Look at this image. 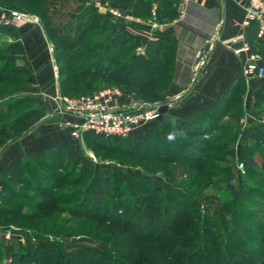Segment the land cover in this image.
I'll use <instances>...</instances> for the list:
<instances>
[{"label": "trees", "instance_id": "1", "mask_svg": "<svg viewBox=\"0 0 264 264\" xmlns=\"http://www.w3.org/2000/svg\"><path fill=\"white\" fill-rule=\"evenodd\" d=\"M56 1L17 2L25 6L26 11L42 18L53 43L56 41L71 51L69 55L61 53L54 44L60 90L64 96L88 95L104 86L122 84L137 100L147 103L149 100L164 101L174 72V39H149L143 52L137 54L136 40L120 30V23L95 11L86 15L88 26L82 34L72 33L71 27L63 22L55 24L49 3ZM70 1L79 4L76 11L83 8L80 0ZM109 1L142 18L150 17L155 7L159 23H169L178 16L179 0ZM96 23H100L101 27L93 31ZM107 32L109 34L105 35ZM245 38L252 50L260 48L264 52V46L255 43L253 26L247 29ZM6 50L9 54H0V147L47 115L45 103L33 96L11 99L14 92H26L35 85L36 77L20 41L8 44ZM243 86V78L239 76L222 97L186 117L187 120L164 121L142 136L111 141L90 135L85 138L86 145L99 149L116 148L120 151L123 145L132 146L131 151L123 149L121 154L137 156L136 159L146 169H162L171 175L168 166L184 164L180 166L182 174L195 183L202 184L207 178V184L212 183L213 178L227 180L226 188L231 200L221 203L218 216L229 212V222L223 218L212 224L198 222V218L193 216L197 202L186 193H170L161 182L135 174L126 178L113 174L107 178L98 171H91L90 162L77 155L73 147L66 151V159L72 166L61 173L50 159L69 146L67 141L28 156L1 172L0 222L17 219V225L33 229L35 235L71 230L74 234L102 236L112 242V250L116 249L115 260L108 250L79 248L66 251L54 243H32L21 247L16 242L6 244V241L0 240V264H264L261 250L264 238L257 232L264 230V225L255 216L262 211L250 202L259 187L257 180L253 182L254 187L228 184L232 177L230 168H220L212 163L217 161L213 152L218 150V146H213L209 153L204 148L216 137L204 139L212 135L219 122L230 114L228 111L237 113L239 110ZM254 98L258 115L264 114V93L256 91ZM33 100L43 109H28L4 121L14 109ZM261 128L252 127L250 131V139L259 140L260 144L264 142ZM173 134L174 139H169ZM141 145L143 149L137 152ZM243 149L242 160L249 164L255 161L250 150L253 148L246 146ZM262 158L261 166L264 168V156ZM77 164L81 165V169L74 176ZM16 187L28 189L37 199L19 192ZM26 201L32 208L23 205ZM216 224L223 232L224 240L211 234V230L219 231ZM252 241L257 245H253ZM189 248L194 250L186 252Z\"/></svg>", "mask_w": 264, "mask_h": 264}, {"label": "crops", "instance_id": "2", "mask_svg": "<svg viewBox=\"0 0 264 264\" xmlns=\"http://www.w3.org/2000/svg\"><path fill=\"white\" fill-rule=\"evenodd\" d=\"M82 1L87 4L93 0ZM244 8L245 0H190L182 18L177 16L169 23H162L160 30L153 35L172 38L176 42L172 82L163 99L170 102L162 116L164 121L183 120L212 104L241 76L245 57H236L225 44L232 38L245 37ZM126 33L142 46L151 38L147 31ZM0 38L23 44L25 58L36 77V84L25 93L43 101L48 114L54 107L53 98L60 90V82L54 44L43 23L1 28ZM198 51L203 52L199 61L196 59ZM243 85V112H249L254 92L264 93V81L246 85L243 80ZM45 123L32 126L0 147V174L28 156L70 141L69 130L59 124L60 120Z\"/></svg>", "mask_w": 264, "mask_h": 264}, {"label": "rangeland", "instance_id": "3", "mask_svg": "<svg viewBox=\"0 0 264 264\" xmlns=\"http://www.w3.org/2000/svg\"><path fill=\"white\" fill-rule=\"evenodd\" d=\"M17 1L18 0H14L13 2H10L9 0H4V2H0V5L4 6L7 4V6L4 7L16 8L22 11H26L27 8H25V6L23 5H20ZM65 1L66 0H58L54 3H49L50 15L52 14V16H54L55 24L57 22L58 23L63 22V24H65L66 26L71 27L72 33L76 31L78 32V34H82V32L88 26L86 15L90 13H94V11L89 9L88 5L85 4L84 1L82 0L80 1L83 3L82 4L83 8H81L80 11L75 10L79 5L78 3H73L70 0H68V2L65 3ZM124 11L131 12V10H124ZM95 13L98 14L97 11H95ZM40 19L42 23H44L41 17ZM120 26H121L120 30L124 31V27L122 26L121 23ZM100 27L101 24L96 23L95 26L92 28V30L96 31ZM107 34L109 33L107 32L105 35ZM8 44H10L9 41L0 38V54H9V52L6 50V46ZM53 44L57 46L59 52L67 53L68 55L71 54V51H67L64 45L58 44L56 41ZM61 57L64 58L63 56ZM107 87H120L124 90V92L128 97L137 99L136 96L133 93H131L129 90L124 88L122 84L104 86L102 87V89ZM14 93L15 94L11 95L12 100H14L15 98L31 96L28 93H25L23 90H21L20 93L19 92L17 93L14 92ZM153 102H154L153 100H149V103H153ZM33 108L41 109V110L43 109L38 104V102H35V100H33L25 104L24 106L14 109L12 113H10L7 119H5L4 121L14 118L22 111ZM238 109L239 110L237 111V113H234L233 110L228 111L230 114L225 116L223 120L219 122L214 132L210 137H208V139H204V140H211L212 138L216 137L214 140L212 139V143H210V145H208L207 147L205 146L204 148L209 153L211 152L212 148H214L213 146H218L217 147L218 150L216 152H213L214 153L213 156H215L214 158H217V161L212 163H215V165L219 166L220 168H226V167L230 168L231 170L230 174L232 177L228 181V184L230 185L232 184V186L235 187L238 186L239 184H242L245 187H248V185L249 186L252 185L254 187L255 183L253 182L257 180L259 187L255 189L257 191L256 195L253 194L250 202L258 206L262 211V214L257 213L255 216L259 218V220L264 225V168H262L261 166V162L263 161L262 156H264V147H263L264 142L262 143L263 144L262 145L259 143V140L250 139V131L252 127L253 128L263 127L260 129V132H262L264 135V114L258 115V109L256 108L254 94H253V104L249 112L246 111L243 112L244 103L241 100V98H240V106ZM187 119L188 118H186V120ZM58 120H59L58 118L46 119L45 117H43L38 121L36 125L44 124V122H46L45 124H51L52 122L56 123V121ZM163 122L164 119L162 118L158 121L151 122L150 124L142 128L140 132L137 134V136H142L145 133L153 131L159 124ZM255 132L257 133V131ZM68 145H67L68 147L62 149L52 159H50V161L53 164H55L54 166L61 173L66 172L72 166V163H70L69 160L66 159L67 156L66 151L67 148L73 147V150L77 153V155L83 156L90 162L91 166L89 167L91 171H98L107 178H110V176L113 174H118L123 178L135 174L138 176H142V178L151 180L153 182L163 183L164 185L167 186V190L170 193H174L178 191L188 194L187 196L190 197V199L195 200V202H197L196 214L193 216L198 218L197 220L198 222L201 223L207 222L209 224L210 223L212 224V222H215L216 220L220 222L221 218L225 219L227 222H229L231 219V214L229 212L218 216L219 213L218 210L221 203L224 201L230 202L231 200L229 193L227 192V188H226L227 180L225 179L213 178L211 180L212 183L207 184V182L209 181V179L207 178V179H203L202 184L195 183L192 180H190L188 176H185L184 173L182 174V168L180 166H183L184 164H180L177 166L176 165L168 166L167 169L172 176L164 173L162 169L161 170L146 169L143 166V163L136 159L137 156L129 157V156H123V154H121V150L123 149L127 151H131L130 149L132 148V146L128 144L123 145L124 148H121L120 151L119 150L116 151V148L99 149L94 146H91L90 144L88 145L85 144V147L82 148L78 145V143L71 140L68 142ZM200 146L203 145L200 144ZM246 146H251L253 148L250 150L253 151L255 161H253L250 164L242 160L244 155L243 147ZM142 149L143 146L141 145L140 147H138L137 152L141 151ZM85 165L87 166L88 164L86 163ZM240 165H242L241 168ZM187 166L189 167V165ZM80 167L81 165H78V169L75 171L74 176H77L79 174L81 169ZM39 168L41 167L39 166ZM47 171L49 172V170L46 169L45 172ZM192 176L193 175H191V178ZM0 181L2 182L1 174H0ZM16 188H18L17 190L19 192H23L25 194H28L29 196L34 197V199H37L32 192H29L28 189H24V188L22 189V187H16ZM23 205L28 206L27 208H32L31 204H29L27 201L23 203ZM190 221H192V219H190ZM17 224H19L18 220L17 219L14 220V218L4 219L0 222V227H1L0 233L2 234L6 231H11L13 235L11 239L4 240L6 241L4 243L11 244L13 242H16L17 246H21V247H27L32 243L34 244L54 243V244H59L66 251H74L79 248L102 249V250H108L111 253V256L113 257L112 259L115 260L114 258L116 257V253H115L116 249L112 250L111 248L112 242L104 240V237L102 236L98 237L83 233L74 234L71 233V230L65 233L40 232V234L35 235V231L33 229L21 227ZM217 227L219 231L215 232V230H211L212 232L211 234L214 235L215 238L217 239L219 238L220 240H224L225 236H223L224 235L223 232L221 231L218 225ZM257 232L261 234L264 238V230L261 231L257 230ZM215 233H219V235H215ZM207 238L212 239L210 236H207ZM1 244L2 241L0 242V248H2ZM252 244L257 245L254 241H252ZM189 250H194V249L189 248L188 251L186 252H189ZM261 250H263V254H264V245L261 246Z\"/></svg>", "mask_w": 264, "mask_h": 264}, {"label": "built area", "instance_id": "4", "mask_svg": "<svg viewBox=\"0 0 264 264\" xmlns=\"http://www.w3.org/2000/svg\"><path fill=\"white\" fill-rule=\"evenodd\" d=\"M190 0H179L178 18H182ZM89 9L97 11L114 21L120 22L126 32L147 31L150 39L160 30L155 15V7L148 18H142L126 12L119 5L104 0L87 3ZM28 23H41V19L30 12L0 5V29L20 26ZM243 27H254L255 43L264 46V0H245ZM225 46L236 57H245L241 64V76L244 83L264 81V52L252 50L245 37L230 39ZM144 46L136 40V52L142 53ZM203 52L196 53V59L202 58ZM54 107L46 119H59L60 125L68 128L71 141L85 147L86 136L104 140L127 139L137 136L142 128L162 118L159 112L162 102L147 103L130 98L120 87H107L92 94L82 96H64L59 90L53 98ZM242 165H240V168ZM1 230V227H0ZM1 232V231H0ZM11 231L0 233V239L9 240Z\"/></svg>", "mask_w": 264, "mask_h": 264}, {"label": "water", "instance_id": "5", "mask_svg": "<svg viewBox=\"0 0 264 264\" xmlns=\"http://www.w3.org/2000/svg\"><path fill=\"white\" fill-rule=\"evenodd\" d=\"M169 103H170L169 101H163L162 102V105H161L160 110H159V112L162 115H164L167 112Z\"/></svg>", "mask_w": 264, "mask_h": 264}, {"label": "clouds", "instance_id": "6", "mask_svg": "<svg viewBox=\"0 0 264 264\" xmlns=\"http://www.w3.org/2000/svg\"><path fill=\"white\" fill-rule=\"evenodd\" d=\"M169 139H174V134L169 136Z\"/></svg>", "mask_w": 264, "mask_h": 264}]
</instances>
